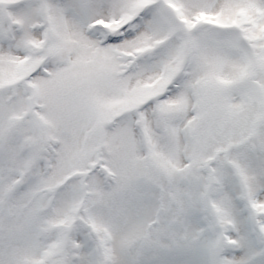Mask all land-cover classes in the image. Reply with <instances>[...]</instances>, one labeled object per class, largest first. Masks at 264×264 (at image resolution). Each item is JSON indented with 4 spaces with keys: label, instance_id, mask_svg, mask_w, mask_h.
Segmentation results:
<instances>
[{
    "label": "snow or ice",
    "instance_id": "6c2138e0",
    "mask_svg": "<svg viewBox=\"0 0 264 264\" xmlns=\"http://www.w3.org/2000/svg\"><path fill=\"white\" fill-rule=\"evenodd\" d=\"M0 264H264V0H0Z\"/></svg>",
    "mask_w": 264,
    "mask_h": 264
}]
</instances>
